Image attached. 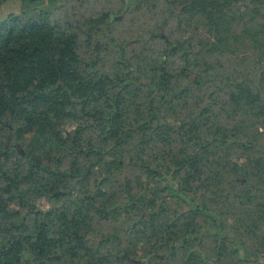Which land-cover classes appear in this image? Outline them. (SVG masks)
<instances>
[{
    "label": "trees",
    "instance_id": "16d2710c",
    "mask_svg": "<svg viewBox=\"0 0 264 264\" xmlns=\"http://www.w3.org/2000/svg\"><path fill=\"white\" fill-rule=\"evenodd\" d=\"M20 1L0 264H264V0Z\"/></svg>",
    "mask_w": 264,
    "mask_h": 264
},
{
    "label": "rangeland",
    "instance_id": "374dc122",
    "mask_svg": "<svg viewBox=\"0 0 264 264\" xmlns=\"http://www.w3.org/2000/svg\"><path fill=\"white\" fill-rule=\"evenodd\" d=\"M29 5L26 2L20 0H7L0 5V19L5 18L11 12H20L23 9H27ZM38 206L41 208L47 207L45 201L38 203Z\"/></svg>",
    "mask_w": 264,
    "mask_h": 264
}]
</instances>
